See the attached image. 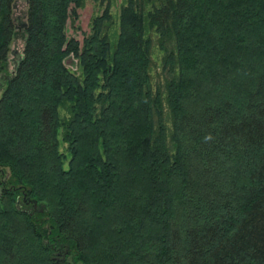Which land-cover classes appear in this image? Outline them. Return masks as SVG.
<instances>
[{
	"label": "trees",
	"instance_id": "1",
	"mask_svg": "<svg viewBox=\"0 0 264 264\" xmlns=\"http://www.w3.org/2000/svg\"><path fill=\"white\" fill-rule=\"evenodd\" d=\"M25 1L0 93V264H264V0H123L113 40L99 0L80 42L64 28L85 0Z\"/></svg>",
	"mask_w": 264,
	"mask_h": 264
},
{
	"label": "rangeland",
	"instance_id": "2",
	"mask_svg": "<svg viewBox=\"0 0 264 264\" xmlns=\"http://www.w3.org/2000/svg\"><path fill=\"white\" fill-rule=\"evenodd\" d=\"M123 0H111L109 6V13L111 15V19L113 20L112 26L109 28L110 39H115L117 34V14H118V6L122 4ZM153 4L157 5L158 0H153ZM13 8L11 9L12 13V23L15 26V30L13 33V37L8 45L9 49L6 54V62L4 65V70L0 72V93L1 90L5 86V82L8 80V77L12 74V66L13 62L17 59L16 57L21 53L23 48V40H24V32L19 28V23L24 21L26 1L25 0H13L12 4ZM103 3L100 4L99 0H85L82 7L76 8V17L72 21V26H70L69 22L66 23L64 28V33L66 37L75 38L78 42H80L81 38L84 34L88 33V28L90 24V19L95 15L100 14L102 11ZM160 56L161 52L157 51L155 47H152V60L154 63V67L150 71L152 80L151 84L158 83L161 79L160 76ZM65 67L69 69L70 72L74 74H78L79 68L76 66V61L73 58H68L64 62ZM160 73V74H159ZM59 114L62 115V112L58 110ZM59 138V137H58ZM59 150L65 152V145L59 142ZM65 163H63L64 167ZM6 172L4 170L1 171V176L4 177Z\"/></svg>",
	"mask_w": 264,
	"mask_h": 264
},
{
	"label": "water",
	"instance_id": "3",
	"mask_svg": "<svg viewBox=\"0 0 264 264\" xmlns=\"http://www.w3.org/2000/svg\"><path fill=\"white\" fill-rule=\"evenodd\" d=\"M19 24H20V26H21V27H24V24H23L22 22H21V23H19Z\"/></svg>",
	"mask_w": 264,
	"mask_h": 264
}]
</instances>
